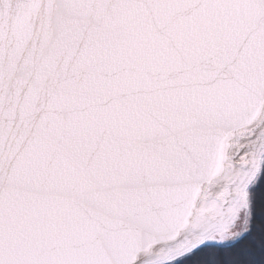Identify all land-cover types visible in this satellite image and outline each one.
I'll use <instances>...</instances> for the list:
<instances>
[{"label":"snow or ice","instance_id":"snow-or-ice-1","mask_svg":"<svg viewBox=\"0 0 264 264\" xmlns=\"http://www.w3.org/2000/svg\"><path fill=\"white\" fill-rule=\"evenodd\" d=\"M264 239V0H0V264H175Z\"/></svg>","mask_w":264,"mask_h":264},{"label":"trees","instance_id":"trees-1","mask_svg":"<svg viewBox=\"0 0 264 264\" xmlns=\"http://www.w3.org/2000/svg\"><path fill=\"white\" fill-rule=\"evenodd\" d=\"M175 264H264V239L245 234L231 245H204Z\"/></svg>","mask_w":264,"mask_h":264},{"label":"rangeland","instance_id":"rangeland-1","mask_svg":"<svg viewBox=\"0 0 264 264\" xmlns=\"http://www.w3.org/2000/svg\"><path fill=\"white\" fill-rule=\"evenodd\" d=\"M239 240V239H238ZM238 240H235V241H227V242H225V243H222V244H218V243H214V242H210V243H206V244H203V245H201L200 247H202V246H204V245H210V244H212V245H222V246H226V245H231V244H233V243H235L236 241H238ZM179 261V260H178ZM177 262V261H176ZM175 262V263H176Z\"/></svg>","mask_w":264,"mask_h":264}]
</instances>
